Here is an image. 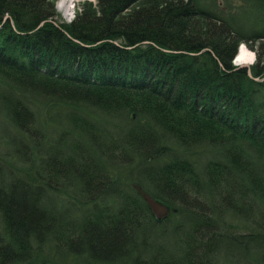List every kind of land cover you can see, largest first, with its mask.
Segmentation results:
<instances>
[{"label": "trees", "instance_id": "obj_1", "mask_svg": "<svg viewBox=\"0 0 264 264\" xmlns=\"http://www.w3.org/2000/svg\"><path fill=\"white\" fill-rule=\"evenodd\" d=\"M57 1L0 0V117L32 149L0 187V264H214L219 245L264 242V43L233 64L264 39V0H95L61 24ZM41 113L60 119L48 159ZM118 157L134 174L106 178ZM136 186L177 212L158 218ZM252 195L259 234L220 230L216 207L257 223Z\"/></svg>", "mask_w": 264, "mask_h": 264}, {"label": "rangeland", "instance_id": "obj_2", "mask_svg": "<svg viewBox=\"0 0 264 264\" xmlns=\"http://www.w3.org/2000/svg\"><path fill=\"white\" fill-rule=\"evenodd\" d=\"M61 1L62 0H58L55 3L56 19L54 20V22L57 24L71 22L77 16V14L81 10V8H83V5L85 4V2L93 3V5L96 4L95 0H75V2H74L75 14L73 16V19L70 21V20L65 18L63 10H61L59 8V3ZM255 3H256V0H255ZM46 21L47 20L43 21L42 25L45 24ZM262 43H264V39H261L258 42L252 44L253 46L246 45L249 48V50L254 54V61H253L252 65H255L258 62L259 53L262 50V48H261ZM240 47H239V50H240ZM239 50H238V53H239ZM238 53H237V55H238ZM237 55L233 61V64L235 66L237 64V60H236ZM240 67H245V66H240ZM246 68H249V67H246ZM95 118H97V117L89 116L88 119H90V120H88V121L93 122L95 120ZM108 119L109 118H105V121L102 122L103 124H100L101 127H103V126L105 127L107 125V127L110 128L109 130L115 132V130H113V126L109 123L110 121L108 122ZM38 120H39L38 121L39 127L41 128L44 126L43 131L45 132V134H46L45 138L48 141L45 145L42 146L39 157L43 156L44 158L46 157V159H48V158H50L51 154H53V155L55 154L52 145H54L55 143L57 144L56 138L58 137L57 135L59 134L58 133L59 127H58V125H56V124H58L56 122L57 121L59 122L60 119L55 118L53 121L46 123L45 122V116L43 113H41ZM87 127L90 128V126H85V128H87ZM55 129H57V132ZM64 130H65V132H63V135H61V137L62 138L66 137L67 139H66L65 144L63 145L65 147L63 150L66 152H70V150H68V148L71 147V144H72L71 142H73L74 138H72V135L70 136L71 131L69 130L68 125L66 127L64 126L63 131ZM66 131H70V132L66 133ZM85 136H86V134H85ZM22 137H24V138H22ZM81 137H83V136H81V134H80V138H79L80 141L82 140ZM25 138L26 137L23 136L22 134H20L19 131H17L12 125L8 124L2 117H0V159L2 158V160H0V187H3L5 182H10L11 179L14 180V177L12 176V174L15 173V170L10 167L11 166L10 162H14L16 165L20 166L22 161H24L25 159H27V160L30 159L31 152H32L31 148H27V147L24 148L25 149L24 156H23L22 152H21V154H19L17 152V148H16V146H17L16 144L20 145L21 141H24ZM60 143H61V141H60ZM85 143H86V145L91 146L90 145L91 142L88 143V141H86V142H84L83 145H85ZM64 154H66V153L64 152ZM51 160H52V157H51L50 161ZM122 161H124V159L122 157L117 158L116 164H115L114 160H111V159H109V162L105 161V163L108 164V165H106L107 169L109 168V166L115 167L117 169V170H115L116 173L106 172L107 174L105 177L108 179H110V178L113 179V178H116L119 176L123 177V178L129 177L131 175L132 171L130 170V167H128V166H124V167L121 166ZM132 174H134V172H132ZM16 179L17 178H15V180ZM123 182L125 183L124 185L127 184L126 188L128 189L129 183H126V181H124V179H123ZM60 184H61L62 189L68 190L69 192H75L76 190L77 191L80 190V189L79 190L76 189L75 186L72 185L71 183H69V184L68 183L67 184L60 183ZM126 188L125 189L123 188V190H127ZM113 191L117 192L116 188ZM31 192L34 196L37 194V196L40 197L39 190L36 193L34 189H31ZM51 197H52L51 200H53V201H55V203L59 204L60 199L62 198V195L58 194V193H53V194H51ZM249 200L251 202L255 203V205L257 206V209L255 210L257 213L256 212L254 213L256 215L255 220L257 223H253L250 220L248 221L245 218H242V219H240V218L236 219L237 217H234L233 219L229 218L228 213L227 214H225V213L221 214L222 212L219 211L220 208L218 209L216 207L217 210H215L214 217L217 219V223L220 226V230H226L227 233H231V234L233 233L234 235H239V237H243V238H245V236L247 234L248 235H254V234L258 235L259 234V231L261 230L259 228L260 227L259 223H262V219L259 215L260 213H262L260 211L262 209V208H260L261 207L260 201L258 198L254 197L253 195L249 197ZM106 202H103V203L107 207H109L110 204L113 203V202H108V201H106ZM150 202H148V203H150V208L152 209L154 214L156 216H158V218H160V219H164L165 217H167L168 213L170 214L171 212H177V210H175L173 207H172L173 209L168 208V207L163 206L162 204H160V203H158L152 199L150 200ZM73 208L74 209H72L71 211L72 212L76 211V208L75 207H73ZM239 215L247 216V214L245 212H239ZM179 217L182 219L181 215ZM179 217L173 218V220L175 219L174 221L178 222ZM221 220H225V223L219 222ZM226 222L228 223V225H226ZM168 225L170 227L171 223L168 222ZM145 229H146L147 233L150 232L149 227L145 228ZM0 232H1V224H0ZM169 243H170V245H169ZM156 244L157 245L164 244V246L166 248L168 247L169 250L176 249L175 240L168 242V240L164 241L162 239H159L156 241ZM254 245L255 246L257 245L256 247H258V248H256ZM220 248H221V245H219V248L214 253V257H213L214 264H261L262 263V262L260 263V261H261L260 258H261V255L264 254V242L263 241L262 242H260V241L256 242V244L248 245V247H246L247 249L244 250V251L248 250V254H246V255L244 254L243 251H241L243 247H241V249L236 248L237 250H232V251L222 249V248L220 249ZM246 253H247V251H246ZM118 264H120V262H118Z\"/></svg>", "mask_w": 264, "mask_h": 264}, {"label": "bare ground", "instance_id": "obj_3", "mask_svg": "<svg viewBox=\"0 0 264 264\" xmlns=\"http://www.w3.org/2000/svg\"><path fill=\"white\" fill-rule=\"evenodd\" d=\"M74 2H75V0H62L59 3V8L61 10H63L65 18L70 20V21L73 19V16L75 14ZM241 45L242 46L240 47V50H239V53H238L237 59H236L237 60L236 66H245V65H247V66L251 67L252 63L254 61V54L246 46L247 45L246 43H242ZM247 66H245V67H247ZM136 188L144 191L142 189V187H140V186H136ZM156 202L162 204L163 206H166V204L163 203V202H160V201H156ZM98 204H99V202H98Z\"/></svg>", "mask_w": 264, "mask_h": 264}, {"label": "water", "instance_id": "obj_4", "mask_svg": "<svg viewBox=\"0 0 264 264\" xmlns=\"http://www.w3.org/2000/svg\"><path fill=\"white\" fill-rule=\"evenodd\" d=\"M245 66H247V65H245ZM247 67L250 68V66H247ZM249 73H250V75H251V72H249ZM140 191H141L142 195L145 197V199H146L148 202H150L151 199L154 200V201H158V200L153 199L148 193H146V192H144V191H142V190H140ZM150 203H151V202H150ZM150 203H149V204H150ZM166 207L171 208L168 204H166Z\"/></svg>", "mask_w": 264, "mask_h": 264}]
</instances>
